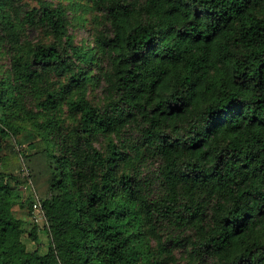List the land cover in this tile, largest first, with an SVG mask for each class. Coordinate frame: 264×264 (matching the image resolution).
I'll return each mask as SVG.
<instances>
[{"label": "trees", "instance_id": "1", "mask_svg": "<svg viewBox=\"0 0 264 264\" xmlns=\"http://www.w3.org/2000/svg\"><path fill=\"white\" fill-rule=\"evenodd\" d=\"M37 1L0 0V264H264V0H84L88 46Z\"/></svg>", "mask_w": 264, "mask_h": 264}, {"label": "rangeland", "instance_id": "2", "mask_svg": "<svg viewBox=\"0 0 264 264\" xmlns=\"http://www.w3.org/2000/svg\"><path fill=\"white\" fill-rule=\"evenodd\" d=\"M28 1L30 4L39 5L37 0H24ZM51 4H62L67 10V14L69 17V32L73 35L77 44H84L85 46L91 45V35H90V28H91V16L92 12L89 10L88 6L85 4L84 0H46ZM43 35L42 32L38 30H30L28 32V36L31 38H38ZM6 60L2 57L0 53V74L4 73L6 75ZM1 115V110H0ZM17 138L19 139L21 145L16 144L17 149L21 148L25 151H30L28 147V143L37 138V135L30 130H21L18 133ZM10 140L13 142L15 141L14 137H11ZM22 197H27L33 194V187L30 183L24 184V186L19 190ZM12 211L15 216L21 217L25 219V227L22 233V240L25 243L27 249L33 250L39 246L40 252H45L50 243V237L48 233L42 228L43 218H40L38 221L33 219V211H30V208L27 206L20 207L19 205L15 204L12 206ZM39 224L38 230V240L37 241L31 240L29 237V231L32 228L34 223Z\"/></svg>", "mask_w": 264, "mask_h": 264}, {"label": "built area", "instance_id": "3", "mask_svg": "<svg viewBox=\"0 0 264 264\" xmlns=\"http://www.w3.org/2000/svg\"><path fill=\"white\" fill-rule=\"evenodd\" d=\"M32 207L34 208V211H35V214L32 217L35 221H38L40 218H42L43 212H42L40 201L37 197H35V201Z\"/></svg>", "mask_w": 264, "mask_h": 264}]
</instances>
